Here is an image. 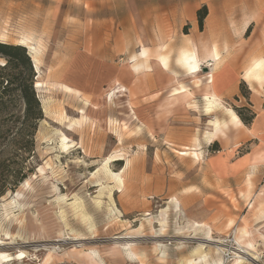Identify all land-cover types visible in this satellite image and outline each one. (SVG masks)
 Returning <instances> with one entry per match:
<instances>
[{
  "label": "rangeland",
  "instance_id": "obj_1",
  "mask_svg": "<svg viewBox=\"0 0 264 264\" xmlns=\"http://www.w3.org/2000/svg\"><path fill=\"white\" fill-rule=\"evenodd\" d=\"M201 1L0 0V42L26 37L40 46L44 114L30 153L13 138L0 145V255L7 257L0 264H264V81L246 78L264 60L253 53L264 29L244 32L251 9L220 16L224 42L235 43L225 55L245 81L210 114L198 94L171 103L166 75L154 95L153 73H137L143 46L151 57L179 56L185 69L181 57L194 50L180 51L210 13ZM157 57L168 69L169 59ZM140 58L148 61L147 49ZM200 73L190 75L188 92L202 86ZM237 108L256 114L251 125ZM217 119L225 127L210 143ZM252 126L256 138L246 139ZM186 148L199 159L178 153ZM111 157L120 159L109 168L122 187L104 171Z\"/></svg>",
  "mask_w": 264,
  "mask_h": 264
},
{
  "label": "crops",
  "instance_id": "obj_2",
  "mask_svg": "<svg viewBox=\"0 0 264 264\" xmlns=\"http://www.w3.org/2000/svg\"><path fill=\"white\" fill-rule=\"evenodd\" d=\"M201 2H206L210 10V13L206 19L205 28L202 31L200 30L198 33L195 31V33L192 35L193 44L190 46H187V48L182 49L180 52L185 51V50L186 51L187 50L189 51L198 50V53L200 54L201 59H202L201 69H202V65L208 62L210 63L213 60L212 58L206 57V54H208V52H212L213 49H215V51L220 55L216 69H215V79H216L215 84L210 87V91H216L218 97L221 99L222 104H223L224 99L238 92L240 81L241 80L245 81V78L243 77V74L245 73L239 70L237 66L233 63V61L230 58H227V56L225 55V53L232 52V50H235L233 47L235 46V43H233L234 39L230 40L228 44L224 42L225 41L223 37L224 30L221 29L222 25L220 23V20H221L220 16H222L223 13H225L226 11H231L233 13L232 14L233 16H236L237 14L239 16H242L244 10L251 9L252 18L249 20L250 22L246 23L243 26L244 32L247 29H251V27H254L255 31H257L258 29L259 30L264 29V0H202ZM223 20H225L224 17H223ZM194 28L196 29V26H194ZM199 34L201 36H199ZM240 41L241 39H239L238 42ZM143 49H147L149 52L148 61H146L144 58H140V55H142ZM151 52H152L151 47H146V46L141 47L140 54L137 56L138 63H139V68H138L137 73L139 76L143 73H146L147 71H149L150 73H153L151 75L153 77V82L151 83V85L153 89L156 90L154 95L161 94L163 90V88L161 87L165 84L163 82L164 75H166L168 78L167 84L169 85L170 90L171 89L174 90L182 86L186 87V84H188L189 82H193L195 84V79H193L190 75H188L185 69L180 66L178 62L179 56L177 57L176 60L171 58L170 55L162 54V53H159V54L157 53L156 56L151 57L150 55L152 54ZM259 52H264V42H263L262 48L259 50L255 49L253 53H259ZM158 55H164L169 59L168 69H166L165 66L158 60V57H157ZM212 63H214V61ZM212 68H214V66ZM202 70H207V68H204ZM204 74H205V71L204 72L202 71L198 75V78L202 80V86L200 88H197L195 86L196 91H193V92L187 91V93L183 94L182 96L193 98L195 94H198V96L205 102L204 94L206 93V90L208 88L206 85L207 80ZM180 78H182L183 80H181ZM60 85L67 86L64 84H60ZM119 96L121 97L122 95L120 94ZM178 99H179V96H173V93L170 95L171 103L176 102ZM260 128H261V125H260ZM246 129L249 132V135L246 136V139L256 138V136H254L251 133L253 126L250 129L249 128H246Z\"/></svg>",
  "mask_w": 264,
  "mask_h": 264
},
{
  "label": "trees",
  "instance_id": "obj_3",
  "mask_svg": "<svg viewBox=\"0 0 264 264\" xmlns=\"http://www.w3.org/2000/svg\"><path fill=\"white\" fill-rule=\"evenodd\" d=\"M207 15L205 6L198 13L200 29ZM0 58L5 60L0 66V145L13 138L19 150L27 154L35 145L39 123L44 119L35 87L37 71L24 46L0 42ZM242 109H235L236 113L249 126L256 114L251 112L245 117Z\"/></svg>",
  "mask_w": 264,
  "mask_h": 264
},
{
  "label": "bare ground",
  "instance_id": "obj_4",
  "mask_svg": "<svg viewBox=\"0 0 264 264\" xmlns=\"http://www.w3.org/2000/svg\"><path fill=\"white\" fill-rule=\"evenodd\" d=\"M18 45H23V46H27L28 47V49L30 51L29 54L32 57V60H33V62L35 64V68L37 70L38 78H39L40 77V74H41L40 71H39V65H40V60H39L40 46H39V44L34 43L32 40H30V38L23 37ZM144 55L146 57V55H147L146 51H144ZM210 57H212V59H213L212 62L214 61V63H212V62L209 63L208 62L210 64L208 67H211L212 68L213 66L215 67L217 65L218 60H219V56H218V54H211ZM181 58H182L181 60H182V62L184 64V66H185V69H186L187 74H189V75H196V74L200 73V71H201V69H200V63H201L202 60H201L200 54L198 53V50H195V51H193L191 53H187L186 52V53H184L182 55ZM163 65L165 67L167 66V63L165 62V60H163ZM208 67H206V68H208ZM204 76L206 77V80H207L206 85H207V88H208L206 90V93L204 94L205 101L207 102L206 103L207 104L206 112L208 114H210L215 109H218L219 108V105H220V98L218 97L216 91H210V87L214 85V81H215V71H214V68H212L208 73H205ZM246 78H247V80L249 82H252V81L256 80V81L262 83V81H264V60L263 59L257 60L256 63L247 71ZM42 85H43V83L41 81H38V79H37L36 86H35L36 89L39 90ZM196 86L199 87V84H197ZM65 89L68 90V91H70V88H67L66 87ZM186 93H187V89L184 86L173 90V96H180V95H183V94H186ZM108 95L111 96L110 97L111 99L115 97V93H109ZM230 114H231L232 118L238 119V117H237V115H236V113L234 111L231 110L230 111ZM212 126L214 127V133L213 132L212 133H209V135L207 137V139H208V141L210 143H213L214 142L215 137H216V134L222 129V127L224 126V122L217 119L215 122H213ZM68 142H69L68 141V138L66 136H63L62 147L64 149H67V148L70 147V145L68 144ZM189 151H190V149L189 148H186L185 150H183L181 152L179 151L178 153L180 155H182V156H189L190 154H192L193 157H196L197 159H199L200 153L197 150L191 151V152H189ZM111 159H113V158L111 157V158H109L106 161L107 163L104 166V171H106V174L107 175H110L111 176V178L116 182V184L118 186H121L122 187V186H124V180H123L122 176L120 174L114 175L110 171V168H109V164L110 163H114V162H116L117 160H120V159L113 160V161ZM24 186H27V185H24ZM250 198H251V192L249 191V193L245 197V200L249 202L250 201ZM250 202H249V204H250V207L252 208L254 204L252 202L251 203ZM178 209H179V207H178L177 202H176L175 211H178ZM201 227L202 226L199 223H194L192 225V228H194L195 230H199V229H201ZM123 238H125V237H123ZM205 240L206 241L208 240V242L217 243V244H219V246L223 245L222 242H220V241H213L214 239H212L211 237L208 238V239H205ZM237 241H239V240H237ZM203 249H204L203 247H199L196 250L195 254L200 255L201 257H203L204 256L203 253H202L203 252ZM241 249H242V247H241ZM216 250L217 251H220V249H218V248H216ZM239 252H240V254L241 253L243 254V252L241 250ZM128 254L133 255L132 250H130V253H128ZM5 258H7V257L5 255L1 254L0 255V262L3 259H5Z\"/></svg>",
  "mask_w": 264,
  "mask_h": 264
}]
</instances>
